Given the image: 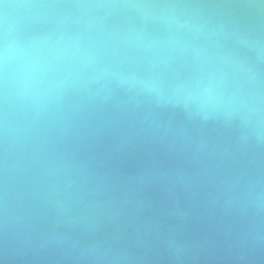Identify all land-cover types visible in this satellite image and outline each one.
I'll use <instances>...</instances> for the list:
<instances>
[{"label": "water", "instance_id": "1", "mask_svg": "<svg viewBox=\"0 0 264 264\" xmlns=\"http://www.w3.org/2000/svg\"><path fill=\"white\" fill-rule=\"evenodd\" d=\"M0 264H264V0H0Z\"/></svg>", "mask_w": 264, "mask_h": 264}]
</instances>
